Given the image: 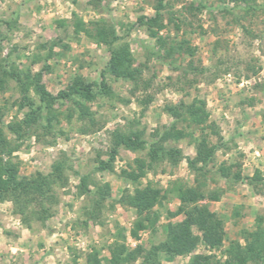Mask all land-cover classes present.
I'll use <instances>...</instances> for the list:
<instances>
[{"label":"rangeland","instance_id":"obj_1","mask_svg":"<svg viewBox=\"0 0 264 264\" xmlns=\"http://www.w3.org/2000/svg\"><path fill=\"white\" fill-rule=\"evenodd\" d=\"M159 1L0 0V81L5 82L0 87V128L11 142L16 136L8 126L23 120L28 108L23 107L17 83L1 67L17 69L29 82L43 72V84L54 96L75 75L89 83L101 81L109 50L85 33L75 34L76 20H82L89 30L100 20L113 26L120 42L130 46L133 67L142 70L143 77L136 89L133 83L106 74L112 93L89 104L94 124L78 120L72 103H58L54 109L60 123L54 122L53 132L45 134L35 126L20 141L14 156L21 163V178L38 172L49 175L55 163L63 160L68 168L62 182L51 187L48 201L38 195H21L17 204L0 202V264H93L94 255L101 264H110L116 242H123L128 252L165 243V227L183 219L170 216L177 211L179 200L172 196L164 200L155 208L160 217L156 226L133 237L137 217L128 205V196L137 184L126 181L121 172L134 166L136 159L149 161V145L174 122L168 106L197 98L206 101L210 122L215 123L224 144L205 168L204 177L188 164V159L196 157V147L186 138L165 144L168 149L181 150L180 161L160 159L139 185L166 191L181 182L201 187L208 194L217 193L218 201L205 199L199 204L224 223V246L215 253L222 261L228 248L246 244L259 218L264 227V0H252L250 5L230 0H165L161 11L165 27L160 34L168 44L162 50L138 22L141 16H155ZM191 6L201 10L191 11ZM173 18L181 20L176 21L180 30L171 22ZM146 96L153 101L143 110L139 99ZM29 97L36 107L41 104L33 90ZM46 113L44 110V117ZM69 113L73 114L70 121L66 118ZM40 124H45L44 119ZM60 130L64 135H59ZM132 132L142 133L146 148L132 152L121 147L113 171H97L99 161L109 160L114 137ZM210 140L218 143L212 135ZM222 164L232 166L242 179L221 177L218 168ZM82 176H88L91 193L81 191ZM105 186L109 195L101 201L99 192ZM42 205L47 217L39 214ZM92 211L96 219L88 217ZM194 235L201 236L197 230ZM196 254L212 253L199 242ZM160 260L162 264H188L190 257L161 254ZM142 262L138 257L122 264Z\"/></svg>","mask_w":264,"mask_h":264},{"label":"trees","instance_id":"obj_2","mask_svg":"<svg viewBox=\"0 0 264 264\" xmlns=\"http://www.w3.org/2000/svg\"><path fill=\"white\" fill-rule=\"evenodd\" d=\"M164 1L160 0L155 8L154 17L141 16L138 19L139 24L146 28L149 36L156 41L159 50L166 49L168 41L160 34L164 29V21L161 11L164 9ZM232 2H245L250 5L252 0H230ZM75 4L78 0H72ZM191 11H200V6H191ZM249 10H254V6H248ZM176 21L179 18L171 19L177 29L180 26ZM176 22V23H175ZM75 34L85 33V35L98 44L107 47L110 53L109 62L105 72L101 75L99 84L87 82L83 76L75 75L67 85L66 89L60 91L56 96L47 91L43 84V72L36 73L29 82L24 80L17 69L9 71L5 66L1 67L5 74L14 80L21 92L23 107L28 108L23 120L9 124L8 130L16 136L14 142H11L6 133L0 128V202L12 200L17 204L21 195H38L46 202L49 200V191L53 185L60 184L63 180V173L68 168L64 160L56 162L49 175L36 173L30 177H20L21 163L16 160L14 154L21 148L20 141L24 140L28 131L39 126L45 134H51L54 130L55 121L60 123L59 113L54 109V105L61 103H72L75 110H78V120L94 124V118L90 111L89 104L93 103L99 97L111 95V88L107 83L106 74L113 76L117 80H124L133 83L136 89L141 85L142 70L133 67L130 46L126 42H120L121 38L116 34L113 26L100 20L93 24L92 30L85 27L82 20H76L74 26ZM170 50V49H169ZM194 53H191L193 56ZM36 63V61H34ZM14 68L13 64L11 65ZM5 82L0 81V87ZM3 87V86H2ZM1 87V88H2ZM33 90L39 98L40 105L30 100L29 93ZM153 97L146 96L139 99V104L146 110L152 103ZM167 112L173 117L174 122L165 127L164 131L156 135L157 140L149 145V161L136 159L134 166L129 170H122L121 176L128 182L137 184V187L131 195L128 196V205L136 211V220L132 230L133 237L149 227H155L159 221V213L155 208L161 206L164 200L169 196L179 200L180 205L176 212L171 213V217L182 216L183 219L178 223H169L165 227L167 241L165 243L153 246L145 251L139 247L134 252H128L123 242L115 243L112 247V258L110 264H122L123 262L133 260L138 257L143 258L142 264H162L161 254L168 258L180 256L190 257L188 264H264V227L263 220L259 218L257 229L249 233L246 237V244L243 246L237 243L225 251L223 256L226 260L222 261L215 253L222 250L224 246V223L222 219L208 209L205 205L199 204V201L209 199L218 201L217 193H205L201 187L187 186L181 182H175L171 187L164 191L158 186L147 185L141 187L139 184L146 176L147 171L152 169L153 165L160 159H171L177 164L182 158V152L179 149H168L165 144L170 141H180L186 138L192 139L196 147L195 159H188V164L192 170L204 177L205 168H207L215 159L216 152L223 147L222 138L215 123L210 122V113L207 110V103L203 99H194L191 103L181 101L177 105L168 106ZM47 110L45 117L43 111ZM44 117V118H43ZM73 114L69 113L66 118L69 121ZM44 119L45 124H40ZM185 124L187 129H193L191 132L186 128H179V124ZM200 135H196L198 131ZM208 130L210 132H208ZM59 135H64L60 130ZM210 135L218 138L217 144H212ZM148 143L142 139L141 132H132L130 135L117 134L113 140V147L109 152V160L99 161L97 171H113V163L118 154L119 148L137 152L145 149ZM221 177L225 179L234 178L236 181L242 179L240 172H233V167L222 164L218 168ZM259 176L255 177L258 180ZM88 176L80 177V189L84 194L91 193L88 186ZM109 187L105 186L100 192V200L103 201L109 195ZM99 204V202H98ZM23 213V211L21 210ZM41 216L47 217L48 211L40 208ZM94 211L88 213V217L96 219ZM194 230L200 233V237L194 235ZM122 235V234H121ZM124 235V234H123ZM123 237V236H122ZM125 239V236H124ZM199 242L212 253L196 254ZM93 264H101L97 255L93 256Z\"/></svg>","mask_w":264,"mask_h":264}]
</instances>
